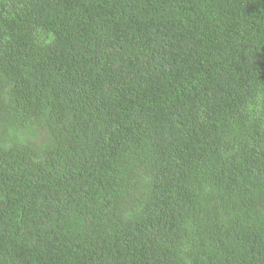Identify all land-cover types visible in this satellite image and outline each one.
Wrapping results in <instances>:
<instances>
[{"label": "trees", "instance_id": "1", "mask_svg": "<svg viewBox=\"0 0 264 264\" xmlns=\"http://www.w3.org/2000/svg\"><path fill=\"white\" fill-rule=\"evenodd\" d=\"M0 264H264V0H0Z\"/></svg>", "mask_w": 264, "mask_h": 264}, {"label": "clouds", "instance_id": "2", "mask_svg": "<svg viewBox=\"0 0 264 264\" xmlns=\"http://www.w3.org/2000/svg\"><path fill=\"white\" fill-rule=\"evenodd\" d=\"M249 107H251V106H249Z\"/></svg>", "mask_w": 264, "mask_h": 264}]
</instances>
